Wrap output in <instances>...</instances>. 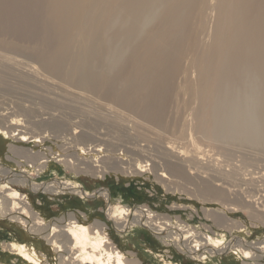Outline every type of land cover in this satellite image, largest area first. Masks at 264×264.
<instances>
[{"label": "rangeland", "instance_id": "obj_1", "mask_svg": "<svg viewBox=\"0 0 264 264\" xmlns=\"http://www.w3.org/2000/svg\"><path fill=\"white\" fill-rule=\"evenodd\" d=\"M3 1L0 27L15 28L7 35L1 31L0 41L45 49L36 0ZM202 27L197 54L210 41L213 19ZM2 56L12 62L0 58V195L8 196L0 198V264H60L66 239L53 230L72 223L98 231L110 250L141 264H264V147L237 141L221 149L196 134L198 149L190 145L188 114L196 102L190 99L183 108L188 98L182 76L166 111L168 132H153L137 127L135 117L118 121L87 93L74 97L79 91L69 80L53 78L50 84L39 66L40 75L31 74L36 63L30 54L0 49ZM188 84L196 86L194 77ZM93 148L94 158L86 154ZM80 149L83 157H77ZM21 169L26 185L10 181ZM66 187L74 191L61 189ZM14 191L21 203L8 195Z\"/></svg>", "mask_w": 264, "mask_h": 264}, {"label": "bare ground", "instance_id": "obj_2", "mask_svg": "<svg viewBox=\"0 0 264 264\" xmlns=\"http://www.w3.org/2000/svg\"><path fill=\"white\" fill-rule=\"evenodd\" d=\"M36 2L40 7L39 16L42 18V25L39 26L41 28L37 34L45 49L29 46L22 48L4 40L0 41V49L19 51L32 56L30 59L33 58L36 64L35 68H29L31 74L39 76V66V69L50 75V78L45 77L46 82L50 84L53 78L61 82L64 79L69 80L75 85L74 89L79 91L71 93L74 97L79 99L82 96L80 92L87 93L103 101L106 109L112 112L118 121L134 120L135 117V123L139 125L137 127L153 132H168L164 130L167 126L165 115L175 95L174 91L179 92L176 83L182 76L185 84L182 91L188 98L183 108H187L190 99L196 102L188 114L191 142L188 144L198 149L199 144H196L193 137L196 134L211 145H221V149L237 141L252 147H264V0ZM206 19H213L214 28L207 36L210 41L206 49L197 54L200 35L204 33L202 22ZM12 29L0 27V32L7 35ZM228 30L227 45L222 48L219 46L220 39ZM77 38L81 39L80 42ZM76 41L77 50L73 52L71 48ZM0 58L12 62V59L3 56ZM185 60L188 61L186 66L183 65ZM66 65L69 69L65 71ZM193 77L196 86L190 87L188 83ZM0 133L5 134L1 131ZM22 138L21 140H24ZM91 139L93 142H99L93 135ZM171 148L174 149V146ZM194 150L192 149V152ZM78 152L77 157H83L85 154L81 149ZM95 152H98V149L93 148L86 154L94 158ZM74 153L73 159H76V152ZM231 171L233 172V169ZM237 173H240V170ZM23 174V169L18 175L11 174L10 181L23 182L26 185ZM230 175L232 176L231 173ZM51 187L53 186H45L42 189L47 192ZM61 189L70 191L74 188ZM33 191H36V188H33ZM8 195L21 203L22 198L17 192ZM7 197L6 194L0 195L4 200ZM19 205L11 203L15 209H20L17 207ZM150 217L148 214L144 215L145 220ZM67 226L69 227L64 230H53L61 232L66 239L63 249L59 250L62 254L60 264H141L138 261H128L121 253L110 250V243L98 231L75 223ZM19 253H25V250H19Z\"/></svg>", "mask_w": 264, "mask_h": 264}]
</instances>
